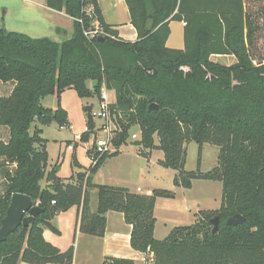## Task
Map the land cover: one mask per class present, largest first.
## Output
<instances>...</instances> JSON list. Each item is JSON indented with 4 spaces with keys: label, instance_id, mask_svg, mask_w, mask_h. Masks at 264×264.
Listing matches in <instances>:
<instances>
[{
    "label": "trees",
    "instance_id": "16d2710c",
    "mask_svg": "<svg viewBox=\"0 0 264 264\" xmlns=\"http://www.w3.org/2000/svg\"><path fill=\"white\" fill-rule=\"evenodd\" d=\"M45 6L73 20L72 35L61 43L0 28V83L11 85L0 97V174L5 190L0 195V222L13 194L31 198L42 210L33 223L20 226L0 243V264H71L74 248L60 252L43 238V229L57 232L51 221L70 208L77 209V229L84 235L103 237L106 213L123 214L131 226L130 246L151 253L152 264H264V8L262 0H124L137 41H120L106 25L96 0H44ZM92 8L93 18L86 10ZM170 21L183 22L184 48L166 47ZM97 22L102 41L88 40L84 32ZM212 55L236 59L225 66ZM97 86L90 88L89 83ZM115 94L110 111L119 132L113 152L97 164L72 175L58 176V164L47 172L48 154L41 126H68L60 96L73 90L79 98H99L102 84ZM56 96L57 108L41 105ZM155 104L156 112L148 107ZM92 128L91 107H85ZM133 142L139 155L163 153L158 163L176 172L175 187L190 189L192 180L222 185L218 210L199 211L193 225L175 227L162 240L154 238L157 198H174L165 190L151 195L128 189L94 185L92 176L126 145ZM155 137L158 144H155ZM83 134L81 141H87ZM194 142L199 154L205 144L219 148L217 166L201 174L184 170L185 145ZM72 167L82 169L72 158ZM46 186L42 188L41 182ZM97 191V209L90 210L89 191ZM54 202V204H52ZM235 215L238 226L227 225ZM218 218L212 235L210 220ZM103 264H135L133 260L107 258Z\"/></svg>",
    "mask_w": 264,
    "mask_h": 264
},
{
    "label": "rangeland",
    "instance_id": "374dc122",
    "mask_svg": "<svg viewBox=\"0 0 264 264\" xmlns=\"http://www.w3.org/2000/svg\"><path fill=\"white\" fill-rule=\"evenodd\" d=\"M39 4V0H0V28L10 32H17L27 35L31 38H48L52 41L69 39L72 35V23L69 19L59 17L57 13H52L45 9V1ZM264 8V0L258 7ZM261 24H264V14H262ZM62 28L64 33H56L55 30ZM11 91V85L0 83V97L7 96ZM109 101L112 102L114 96L109 95ZM98 98L81 99L75 91L65 90L60 96V106L67 113L68 126L59 128L56 123L49 126H41L34 122L30 130L35 127L42 128L41 138L47 145L48 163L47 169H50L57 162L58 156V175L68 179L75 168L71 165V151L66 150L67 141L75 145V159L83 166L88 168L89 157L86 148L93 142V136L88 135L87 141H81L85 134L87 116L86 106L92 107V112L98 108ZM42 107L48 109L57 108L56 96H48L41 102ZM98 121L97 119H95ZM99 124V122H98ZM87 134V133H86ZM137 135V139H131V135ZM100 135V133L98 134ZM8 138V130L0 127V139ZM140 139L138 127L130 131L129 139L126 145L121 147V155L118 159L110 161L105 167V176H103L104 185L129 187L135 192L137 187H151L152 190H165L174 194V200L161 198L157 202L155 216L157 218L156 238L164 239L175 227H186L194 224L196 215L199 211H214L220 208L222 185L216 181L192 180V188H176L173 185V178L176 174L171 169L161 167L158 163L163 159V154H155L149 161L148 157L139 155V148L133 145L134 141ZM155 137V142L158 143ZM88 143V144H86ZM186 164L184 170L189 173L200 172L206 174L211 172L217 166V156L219 148L213 145L205 144L202 146L199 154V146L194 142L185 145ZM152 164V167L150 166ZM144 169V176L140 178V170ZM149 175V176H148ZM142 178L147 181L142 182ZM44 182V181H43ZM100 183V182H99ZM3 178L0 174V195L5 190ZM43 184V183H42ZM126 185V186H125ZM119 187V186H118ZM127 189V188H126ZM185 207L186 211H185ZM197 212V213H196ZM194 214H196L194 216Z\"/></svg>",
    "mask_w": 264,
    "mask_h": 264
},
{
    "label": "crops",
    "instance_id": "0c3cea01",
    "mask_svg": "<svg viewBox=\"0 0 264 264\" xmlns=\"http://www.w3.org/2000/svg\"><path fill=\"white\" fill-rule=\"evenodd\" d=\"M101 11L102 17L106 25L110 26V28L117 32V37L120 41L124 42H136L137 41V32L131 24L130 14L128 11V7L124 0H96ZM247 1V0H244ZM43 0H39V4L42 3ZM48 11L52 13H57L59 17L67 18L71 21L73 25V20L65 15L64 12H56L48 9ZM183 22L170 21L169 23V36L166 41V47L169 49L182 50L184 48V39H183ZM56 33H64L62 28H58L55 30ZM67 40V39H66ZM64 40H60L58 43L63 42ZM57 42V41H55ZM210 60L219 63L221 65L230 66L236 62V59L233 56L229 55H212ZM92 83H89L88 86L92 88ZM108 91V90H107ZM109 95L112 94L114 96L112 104L115 103V94L113 91H108ZM96 98V97H94ZM91 107V106H86ZM92 108V107H91ZM53 110V109H52ZM38 128V127H37ZM39 129V128H38ZM42 131V128L40 129ZM72 142L67 141L66 150L73 152L71 156V165L72 158H75V145L71 144ZM157 145L158 143L155 142ZM71 146L72 150L68 149ZM47 151V145H45ZM121 148L119 149V154L116 157H112L107 159L98 171L92 176V183L94 185H104L103 176H105V167L108 165L110 161L118 159L121 155ZM162 153L161 151L154 150L151 151L148 158L151 161L153 155H157ZM163 154V153H162ZM59 159V156H58ZM58 159L55 164H58ZM79 164V163H78ZM59 165V164H58ZM80 165V164H79ZM81 166V165H80ZM152 167V164H150ZM76 169L72 171L70 177L76 173L84 172L86 169L83 168ZM52 168V167H51ZM50 168V169H51ZM47 169V172L50 170ZM140 178L144 176V169L140 170ZM59 176V175H58ZM149 176V175H148ZM60 177V176H59ZM69 177V178H70ZM62 178V177H60ZM65 179V178H62ZM142 182L145 183L147 178H142ZM100 182V183H99ZM43 183V184H42ZM42 188L46 186L45 181L41 182ZM107 186V185H106ZM119 187L120 184L118 185ZM116 185H112V187H118ZM126 186V185H125ZM127 188L132 194L139 195H151L152 189L151 187L141 188L137 187L135 192L131 191L129 187ZM178 188V187H176ZM192 188V186H191ZM190 188V189H191ZM175 198V197H174ZM173 198V200H174ZM89 205L91 212H95L97 209V191L95 189H91L89 191ZM161 198H157L154 206V216L157 207V201ZM185 207V211H186ZM199 212V210H196ZM196 212V213H197ZM196 214H194L195 216ZM77 218L78 213L75 207L70 208L68 211L58 214L52 221L51 225L57 232H53L51 229L44 228L43 229V238L46 242L57 248L60 252H65L69 247L73 246L74 255L73 261L71 264H103L105 259L107 258H117V259H129L133 260L135 264H152V255L151 253H141L133 250L130 246V234H131V226L126 224L124 221L123 214L118 212H107L106 213V229L103 237H93L81 234L77 229ZM157 231V218L155 217V225H154V238L157 239L156 236ZM23 264V263H21Z\"/></svg>",
    "mask_w": 264,
    "mask_h": 264
},
{
    "label": "built area",
    "instance_id": "2783aa9c",
    "mask_svg": "<svg viewBox=\"0 0 264 264\" xmlns=\"http://www.w3.org/2000/svg\"><path fill=\"white\" fill-rule=\"evenodd\" d=\"M89 18H93L92 8L86 10ZM101 29L97 22H93L92 29L84 32V36L90 41L101 36ZM109 93L104 85L101 86L99 93V102L96 112H91L92 128L86 127L85 133L93 136V142L86 148L89 157V168L94 167L98 160L107 152H113L112 141L119 132L117 119L111 114L109 101ZM97 119L98 121H96ZM99 122V124H98ZM100 133V135H98ZM131 139L136 140L137 135H131ZM88 144V143H86ZM68 149L72 150L69 146ZM54 204V202H52Z\"/></svg>",
    "mask_w": 264,
    "mask_h": 264
},
{
    "label": "water",
    "instance_id": "95a60500",
    "mask_svg": "<svg viewBox=\"0 0 264 264\" xmlns=\"http://www.w3.org/2000/svg\"><path fill=\"white\" fill-rule=\"evenodd\" d=\"M102 40V37L98 38V41ZM91 86L95 88L97 82H92ZM148 110L150 112H156L158 107L155 104H151ZM41 211L38 205H33L30 197L23 194H13L10 198L6 214L0 222V243L5 242L7 237L14 233L20 226L24 228L30 226ZM243 223L244 218L240 215H235L227 220V225L233 227L242 225ZM210 224L212 226L211 234L214 235L218 230V218L214 217L211 219Z\"/></svg>",
    "mask_w": 264,
    "mask_h": 264
}]
</instances>
